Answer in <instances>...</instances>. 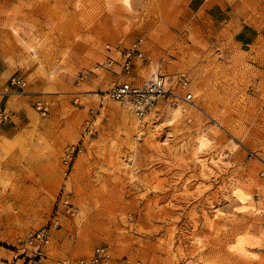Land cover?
I'll return each mask as SVG.
<instances>
[{
  "label": "rangeland",
  "instance_id": "rangeland-1",
  "mask_svg": "<svg viewBox=\"0 0 264 264\" xmlns=\"http://www.w3.org/2000/svg\"><path fill=\"white\" fill-rule=\"evenodd\" d=\"M139 41L151 62L127 74ZM152 73L186 75L194 105L139 119L111 98ZM3 95L0 264H76L100 246L114 264H264V0H0ZM47 227L44 256L23 253Z\"/></svg>",
  "mask_w": 264,
  "mask_h": 264
},
{
  "label": "built area",
  "instance_id": "built-area-1",
  "mask_svg": "<svg viewBox=\"0 0 264 264\" xmlns=\"http://www.w3.org/2000/svg\"><path fill=\"white\" fill-rule=\"evenodd\" d=\"M141 41L137 42L135 48L127 50L124 54V68L127 74L135 68L136 61L150 63V57L140 50ZM10 85L17 88L25 87V80L21 77H13ZM190 81L184 74L166 76L160 73H152L142 86L133 83H123L115 86L110 91V96L114 101L124 104L131 113L139 119H144L157 112L161 102L176 104L178 101L194 105V95L189 92ZM36 109L42 115L49 113L50 105L46 101L36 102ZM10 114L0 113V122L7 121ZM77 147H71L64 159V165L69 170L77 151ZM51 229L42 228L34 232L24 243L23 253L31 249L36 256H44L46 249L51 244ZM127 262V261H125ZM36 264V263H35ZM63 264H71L65 261ZM76 264H114L111 251L106 246L97 247L88 259H81ZM127 264V263H125ZM135 264H142L137 262Z\"/></svg>",
  "mask_w": 264,
  "mask_h": 264
},
{
  "label": "bare ground",
  "instance_id": "bare-ground-1",
  "mask_svg": "<svg viewBox=\"0 0 264 264\" xmlns=\"http://www.w3.org/2000/svg\"><path fill=\"white\" fill-rule=\"evenodd\" d=\"M128 5V2H126V6ZM129 7V6H128ZM129 10H131L130 8H128ZM33 48V47H32ZM190 105V104H189ZM193 105V104H192ZM198 107V106H197ZM197 111H199L200 112V110L199 109H197ZM182 115V110H176V111H174V115H173V117H174V119H177L178 117H180ZM206 145V139L204 138V137H202L201 139H200V142H199V146H200V149H202L204 146ZM235 195H236V198H237V200L243 205L242 207H243V212H245L246 211V207H247V204L252 200V197H249V196H247V195H245V194H242L241 192H236L235 193ZM247 210H248V208H247ZM250 213V212H249ZM246 236V235H245ZM244 237V236H243ZM243 237H241V239L240 240H238V246H237V248H235L236 247V245H235V249H237V251H238V254L240 253L241 255H245L244 253V251H245V246L247 245V242L250 240L249 238H250V236H248L249 238L247 239V236L245 237V238H243ZM252 239V238H251ZM248 243H251V242H248ZM246 244V245H245ZM252 244V243H251ZM250 244V245H251ZM249 245V244H248Z\"/></svg>",
  "mask_w": 264,
  "mask_h": 264
},
{
  "label": "crops",
  "instance_id": "crops-1",
  "mask_svg": "<svg viewBox=\"0 0 264 264\" xmlns=\"http://www.w3.org/2000/svg\"><path fill=\"white\" fill-rule=\"evenodd\" d=\"M14 96H9V95H3L0 96V103L3 104L4 107L9 108L11 104H13V98ZM24 101H20L19 103H17L18 105L16 106L17 109H14L11 111V114L14 115V113L21 114V115H27V112L22 109ZM19 108V111H17Z\"/></svg>",
  "mask_w": 264,
  "mask_h": 264
}]
</instances>
